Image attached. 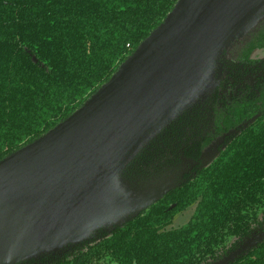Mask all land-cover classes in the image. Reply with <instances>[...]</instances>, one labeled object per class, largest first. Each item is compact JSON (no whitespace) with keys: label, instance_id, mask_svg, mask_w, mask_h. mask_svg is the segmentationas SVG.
I'll return each instance as SVG.
<instances>
[{"label":"trees","instance_id":"trees-1","mask_svg":"<svg viewBox=\"0 0 264 264\" xmlns=\"http://www.w3.org/2000/svg\"><path fill=\"white\" fill-rule=\"evenodd\" d=\"M176 1L0 0V159L80 107ZM262 46L264 29L236 60L222 57L211 94L123 170L137 183L178 171L163 196L60 253L17 264H264V59L249 58ZM192 205L187 223L168 228Z\"/></svg>","mask_w":264,"mask_h":264},{"label":"water","instance_id":"water-1","mask_svg":"<svg viewBox=\"0 0 264 264\" xmlns=\"http://www.w3.org/2000/svg\"><path fill=\"white\" fill-rule=\"evenodd\" d=\"M263 16L264 0H177L80 107L0 159V264L60 253L173 187L177 172L140 183L122 173L181 112L211 94L225 51Z\"/></svg>","mask_w":264,"mask_h":264},{"label":"rangeland","instance_id":"rangeland-1","mask_svg":"<svg viewBox=\"0 0 264 264\" xmlns=\"http://www.w3.org/2000/svg\"><path fill=\"white\" fill-rule=\"evenodd\" d=\"M264 29V16L260 18L253 26H250L243 35L236 38L235 41L227 48L223 58L225 56L229 59H237L242 52L248 47V45L253 42L256 37L262 32ZM245 52V51H244ZM243 52V53H244ZM252 57H264V48L254 49L253 53L251 54ZM217 149L213 146L208 147L202 154L200 159V165L205 166L208 162H210L216 155ZM176 173L172 174L167 178V183H172ZM195 211V205L189 206L185 210L181 211L180 213L176 214L171 222V225L168 228H176L179 226L184 225L188 222L190 217L193 215Z\"/></svg>","mask_w":264,"mask_h":264},{"label":"flooded vegetation","instance_id":"flooded-vegetation-1","mask_svg":"<svg viewBox=\"0 0 264 264\" xmlns=\"http://www.w3.org/2000/svg\"><path fill=\"white\" fill-rule=\"evenodd\" d=\"M258 39H259V35L256 37L255 40L257 41ZM260 48H264V46H262V47H256L254 49H260ZM254 49L251 50L250 55H249V58H253V59H264V57H257V56L252 57L251 54L253 53ZM225 58L227 60H229V61L236 60V58L235 59H229L226 56H225ZM217 143H218V141H215L214 143H212L208 147L213 146L214 148H216V144ZM208 147H206L205 149H207ZM205 149L203 150V152L205 151ZM193 163H194V161L192 159H185L183 161V163H182V166H183L184 169H188ZM171 173H173V172H171Z\"/></svg>","mask_w":264,"mask_h":264}]
</instances>
